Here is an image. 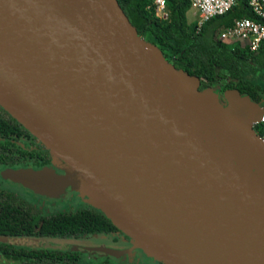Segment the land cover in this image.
Listing matches in <instances>:
<instances>
[{"label":"water","instance_id":"1","mask_svg":"<svg viewBox=\"0 0 264 264\" xmlns=\"http://www.w3.org/2000/svg\"><path fill=\"white\" fill-rule=\"evenodd\" d=\"M199 86L116 0H0V106L64 164L4 177L69 188L161 264H264V108Z\"/></svg>","mask_w":264,"mask_h":264},{"label":"trees","instance_id":"2","mask_svg":"<svg viewBox=\"0 0 264 264\" xmlns=\"http://www.w3.org/2000/svg\"><path fill=\"white\" fill-rule=\"evenodd\" d=\"M116 1L138 36L155 45L175 69L197 77L200 91L222 85V91L236 89L264 108V42L251 52L247 48L229 47L218 38L236 19L256 20L248 0H237L229 12L210 19L199 29L197 22H187L189 0H166L165 19L156 16L154 0ZM254 131L263 137L264 121L256 124ZM40 221L42 225L35 233ZM112 230H116L115 226L97 210L42 217L18 197L0 191V235L71 238Z\"/></svg>","mask_w":264,"mask_h":264},{"label":"flooded vegetation","instance_id":"3","mask_svg":"<svg viewBox=\"0 0 264 264\" xmlns=\"http://www.w3.org/2000/svg\"><path fill=\"white\" fill-rule=\"evenodd\" d=\"M217 98L220 103L225 104L222 94H219ZM63 167L64 164L61 161L54 159L42 143L0 106V191L9 192L18 197L42 217L85 209L97 210L89 207L78 193L69 188L57 197L40 195L4 177L8 170L23 169L36 171L52 169L56 174L62 175ZM29 194L35 198L29 199ZM41 225L40 221L38 226H35V233L39 231ZM16 239L42 240L52 242L54 245L38 247L16 244L13 242ZM43 253L47 255L40 256ZM0 264L161 263L134 248L131 239L116 228L108 233L71 238L0 235Z\"/></svg>","mask_w":264,"mask_h":264},{"label":"built area","instance_id":"4","mask_svg":"<svg viewBox=\"0 0 264 264\" xmlns=\"http://www.w3.org/2000/svg\"><path fill=\"white\" fill-rule=\"evenodd\" d=\"M237 0H189L191 9L196 10L199 19L198 29L210 19L229 12ZM156 12H163L166 0H154ZM248 6L256 20L239 18L232 26L224 28L218 35L220 41L228 46L247 48L251 52L258 50L264 42V0H248Z\"/></svg>","mask_w":264,"mask_h":264},{"label":"rangeland","instance_id":"5","mask_svg":"<svg viewBox=\"0 0 264 264\" xmlns=\"http://www.w3.org/2000/svg\"><path fill=\"white\" fill-rule=\"evenodd\" d=\"M155 14L158 18H162V19H165L167 18V11L166 9L163 11V12H156L155 10ZM187 22L188 23H192V22H197V20L199 19V16H198V13L196 12V10H190L188 13H187ZM229 47H232V46H229ZM223 90V86L222 85H217L213 88V92H214V95L218 96L219 94H223L224 91ZM255 127V125H254ZM264 139V136L262 137ZM16 183V182H14ZM19 184V183H18ZM24 187V186H23ZM25 188V187H24ZM28 189V188H27ZM30 190V189H28ZM32 191V190H30ZM33 192V191H32ZM35 193V192H34ZM29 199H33L35 197H33V195L29 194ZM89 244H92V243H96V242H88Z\"/></svg>","mask_w":264,"mask_h":264},{"label":"crops","instance_id":"6","mask_svg":"<svg viewBox=\"0 0 264 264\" xmlns=\"http://www.w3.org/2000/svg\"><path fill=\"white\" fill-rule=\"evenodd\" d=\"M190 10H193V9H190ZM190 10H189V11H190Z\"/></svg>","mask_w":264,"mask_h":264}]
</instances>
